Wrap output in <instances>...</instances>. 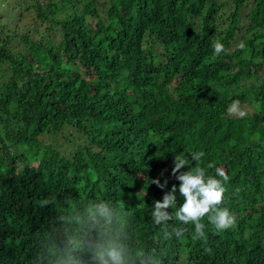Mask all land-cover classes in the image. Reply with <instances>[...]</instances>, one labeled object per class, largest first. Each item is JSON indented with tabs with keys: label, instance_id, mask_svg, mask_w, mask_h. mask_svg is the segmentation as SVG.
I'll list each match as a JSON object with an SVG mask.
<instances>
[{
	"label": "trees",
	"instance_id": "obj_1",
	"mask_svg": "<svg viewBox=\"0 0 264 264\" xmlns=\"http://www.w3.org/2000/svg\"><path fill=\"white\" fill-rule=\"evenodd\" d=\"M3 18L0 264H102L108 242L126 264H264V0H26ZM199 151L235 223L193 239L178 191L153 213L175 154Z\"/></svg>",
	"mask_w": 264,
	"mask_h": 264
},
{
	"label": "clouds",
	"instance_id": "obj_2",
	"mask_svg": "<svg viewBox=\"0 0 264 264\" xmlns=\"http://www.w3.org/2000/svg\"><path fill=\"white\" fill-rule=\"evenodd\" d=\"M213 48L217 56L225 51V46L219 40L214 42ZM228 111L240 116L245 114L239 111V101H234L229 106ZM204 155L203 151L192 152L189 156L175 154L172 175L181 183L179 184V188L173 185L171 191L164 195L162 202L156 201L153 213L155 223L157 224L170 219V214L165 210L177 205L178 191L184 197V203L178 207L174 216L183 225L192 224L195 226L193 239L205 236V225L202 223L205 217L220 231L231 228L235 223V217L229 209L227 207H220L224 202L227 191L225 184L229 180V177L222 169H217V175L221 179L207 174L206 169L199 166V162ZM192 161H195L197 166L193 167ZM185 167L188 170L181 172L180 170ZM167 183V179H165L163 184H161L159 179L152 180V184H156L160 188H165ZM98 211L100 215L106 214V209L103 206H98ZM95 255L102 261V264H126L123 248L112 242L99 244Z\"/></svg>",
	"mask_w": 264,
	"mask_h": 264
},
{
	"label": "rangeland",
	"instance_id": "obj_3",
	"mask_svg": "<svg viewBox=\"0 0 264 264\" xmlns=\"http://www.w3.org/2000/svg\"><path fill=\"white\" fill-rule=\"evenodd\" d=\"M26 0H0V16L4 17L2 23L9 22L11 24L16 23V19L20 16L21 11L25 9ZM25 17V16H24ZM13 21V22H12ZM32 22V17L29 16V13L26 15L25 19L19 24L20 29L24 25L29 26ZM64 147L71 149L66 143H63Z\"/></svg>",
	"mask_w": 264,
	"mask_h": 264
}]
</instances>
